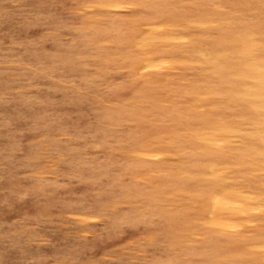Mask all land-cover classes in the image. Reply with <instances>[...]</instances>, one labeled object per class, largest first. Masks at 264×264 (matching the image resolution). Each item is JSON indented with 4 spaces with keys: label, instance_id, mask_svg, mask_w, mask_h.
Wrapping results in <instances>:
<instances>
[{
    "label": "clouds",
    "instance_id": "9594fccd",
    "mask_svg": "<svg viewBox=\"0 0 264 264\" xmlns=\"http://www.w3.org/2000/svg\"><path fill=\"white\" fill-rule=\"evenodd\" d=\"M0 264H264V0H0Z\"/></svg>",
    "mask_w": 264,
    "mask_h": 264
}]
</instances>
